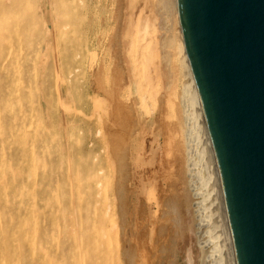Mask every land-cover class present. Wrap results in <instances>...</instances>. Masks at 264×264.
<instances>
[{
  "label": "rangeland",
  "instance_id": "rangeland-1",
  "mask_svg": "<svg viewBox=\"0 0 264 264\" xmlns=\"http://www.w3.org/2000/svg\"><path fill=\"white\" fill-rule=\"evenodd\" d=\"M0 3V264H229L173 1Z\"/></svg>",
  "mask_w": 264,
  "mask_h": 264
},
{
  "label": "water",
  "instance_id": "water-1",
  "mask_svg": "<svg viewBox=\"0 0 264 264\" xmlns=\"http://www.w3.org/2000/svg\"><path fill=\"white\" fill-rule=\"evenodd\" d=\"M238 264H264V0H179Z\"/></svg>",
  "mask_w": 264,
  "mask_h": 264
},
{
  "label": "bare ground",
  "instance_id": "bare-ground-1",
  "mask_svg": "<svg viewBox=\"0 0 264 264\" xmlns=\"http://www.w3.org/2000/svg\"><path fill=\"white\" fill-rule=\"evenodd\" d=\"M4 0H0V2H2ZM80 1V0H79ZM174 4V10H175V19L177 21V32L178 33V36H177V46H176V52H175V55L177 57V61L179 63V67H180V72H181V78H186L185 81H184V92H185V95L187 97V103L190 104V106L192 105V110L190 111L191 113V116L193 117V119L195 120V122H197V128L199 129L198 131V139H201L200 141L203 142L205 144V148H208L209 150V154H210V157H211V161L213 163V171H214V174H215V182L217 184V187H218V198L220 199L219 200V203L217 202V204L220 205L221 209H222V220H223V223H221L224 227L222 228V230L224 231L225 233V241L227 246H228V249H229V264H238V261H237V255H236V250H235V245H234V240H233V234H232V229H231V223H230V218H229V212H228V208H227V203H226V199H225V192H224V186H223V182H222V176H221V171H220V167H219V162H218V158H217V155H216V152H215V149H214V144H213V141H212V137H211V133H210V129H209V126H208V122H207V118H206V115H205V111H204V106H203V102H202V98L200 96V93H199V90H198V87H197V84H196V81H195V78H194V74L192 72V67H191V63H190V58H189V54H188V51L186 49V46H185V41H184V35H183V30H182V23H181V16H180V6H179V0H172ZM37 2V1H36ZM15 4L16 6H14L15 8V12L16 14H14L15 16L17 14H19V12H21L20 10V6H23L24 10L27 11V12H30V10L24 6H29V4L27 3V0H15ZM170 4V3H169ZM171 4V6H172ZM36 5V4H35ZM37 6V5H36ZM70 6V5H69ZM40 7V6H39ZM9 8V7H8ZM22 8V7H21ZM172 8V7H171ZM12 9V7H11ZM37 9V8H36ZM55 10V9H54ZM11 11V10H10ZM7 13H8V9L4 7V4L3 3H0V20L3 18V19H6L7 17ZM43 13V12H42ZM173 13V12H172ZM12 15V14H11ZM173 15V14H172ZM9 17V16H8ZM13 17V15H12ZM8 21V20H7ZM17 21V20H16ZM17 24V22H16ZM176 24V23H175ZM15 25V24H14ZM44 25V24H43ZM68 25V24H67ZM2 24H1V21H0V38H2L1 34L4 32V28L1 27ZM18 27V26H17ZM62 27V26H61ZM60 27V29H61ZM65 27V26H64ZM12 29V28H11ZM6 30V29H5ZM14 32V31H13ZM64 32V31H63ZM73 32V31H72ZM50 33V32H49ZM51 34V33H50ZM19 34H17L18 36ZM7 40V38H6ZM5 40V41H6ZM46 40V39H45ZM9 42V41H8ZM19 43V42H18ZM9 45L11 44L10 42L8 43ZM19 45V44H18ZM17 45V47H19ZM16 47V48H17ZM19 49V48H17ZM10 50V49H9ZM8 51V50H7ZM19 51V50H18ZM20 51H21V47H20ZM19 51V52H20ZM9 53V52H8ZM6 54V60H8L10 58V55L9 54ZM14 53H16L14 51ZM20 54V53H19ZM18 55V53H17ZM39 57V55H38ZM41 67V66H40ZM15 68V67H14ZM38 67H36L35 69H37ZM17 73V72H16ZM15 75V74H14ZM182 76H185V77H182ZM59 77V76H58ZM179 78V77H178ZM40 82V81H39ZM181 82V81H180ZM182 82H183V79H182ZM16 84V83H15ZM38 84V83H37ZM58 84V83H57ZM56 85V84H55ZM183 85V84H182ZM16 87V86H15ZM28 88V87H27ZM174 88V87H173ZM18 89V88H17ZM57 89V87H56ZM182 89V90H183ZM28 90V89H27ZM52 96V95H51ZM44 99V98H43ZM46 100V99H45ZM48 101V100H46ZM47 103V102H46ZM51 103V102H50ZM184 106V104H183ZM32 109V108H31ZM79 113V112H78ZM180 114V113H179ZM181 116V115H180ZM33 118V117H31ZM30 118V119H31ZM182 119V118H181ZM30 122V121H29ZM188 122V121H187ZM53 123V122H52ZM29 124V123H28ZM71 124V123H70ZM30 125V124H29ZM192 125V124H191ZM45 126V125H44ZM47 126V125H46ZM49 126H50V123H49ZM28 127V126H27ZM53 127V126H51ZM195 127V126H194ZM183 128V127H182ZM181 128V129H182ZM48 130V129H47ZM183 130V129H182ZM99 131V130H98ZM34 138V137H33ZM186 138V137H185ZM194 138V137H193ZM184 140V139H183ZM196 141V140H195ZM198 142V141H197ZM201 145V144H200ZM33 145L31 144V147ZM33 149V148H32ZM204 149V148H203ZM197 150V148H196ZM195 151V150H194ZM32 152V151H31ZM78 152V151H77ZM33 153V152H32ZM190 153V152H189ZM193 155V154H192ZM32 156V155H31ZM195 157V156H194ZM35 158V157H34ZM38 158V157H37ZM189 158V157H188ZM193 158V157H191ZM190 159V158H189ZM197 159V158H196ZM200 159V158H199ZM193 160V159H192ZM195 163V162H194ZM199 163V162H198ZM32 165V163H31ZM102 169V168H101ZM191 169V168H190ZM192 170V169H191ZM212 172V171H210ZM68 173V172H67ZM67 175V174H66ZM71 175V174H70ZM78 175V174H77ZM201 175V174H200ZM213 175V173H212ZM69 176V175H68ZM202 176V175H201ZM209 176H211L209 174ZM78 178V177H77ZM201 179V178H200ZM207 179V178H206ZM78 180V179H77ZM109 182V181H108ZM195 182V181H194ZM207 182V180H206ZM204 183V182H203ZM72 184V183H71ZM98 184V182H97ZM106 184V183H105ZM100 185V182L99 184ZM210 185V184H209ZM212 185V184H211ZM70 186V185H69ZM104 186V185H103ZM195 186V185H194ZM204 186V185H203ZM77 187V186H76ZM106 187V186H105ZM192 187V186H191ZM72 188V187H70ZM214 188V187H213ZM206 189V188H205ZM79 191V189H77ZM200 191V189H199ZM202 191V190H201ZM80 192V191H79ZM104 192V191H103ZM204 192V191H203ZM72 193V192H71ZM78 193V192H77ZM98 193V192H97ZM209 193H212L211 191ZM81 194V193H80ZM83 194V193H82ZM81 194V195H82ZM105 194V193H104ZM107 194V193H106ZM105 194V196H106ZM73 195V194H72ZM202 195V194H201ZM210 195V194H209ZM208 195V196H209ZM70 196V195H69ZM74 196V195H73ZM205 196V195H204ZM207 196V195H206ZM19 197V196H18ZM73 198V197H72ZM82 199V197H81ZM106 199V197H105ZM58 200V198H57ZM71 200V199H70ZM104 200V199H103ZM202 200V199H201ZM204 200V199H203ZM73 202V199L71 200ZM107 201V199H106ZM71 202V203H72ZM200 202V201H198ZM107 203V202H106ZM215 203V202H214ZM213 203V204H214ZM74 204V203H73ZM108 205V204H107ZM218 205V206H219ZM109 207V206H108ZM204 207V206H203ZM217 207V206H216ZM78 209V208H77ZM102 209V207H101ZM80 210V209H79ZM78 210V211H79ZM107 210V208H106ZM107 212V211H106ZM105 212V214H107ZM112 214V213H111ZM109 220V219H108ZM212 220V219H211ZM218 220V219H217ZM107 221V220H106ZM110 222V220H109ZM35 223V221H34ZM80 223H81V220H80ZM106 223V222H105ZM79 224V223H78ZM109 224V223H108ZM107 224V225H108ZM111 224V223H110ZM94 225V223H93ZM92 225V226H93ZM202 225V224H201ZM214 225V224H213ZM217 225V224H216ZM81 228V227H80ZM103 228V227H102ZM109 228V227H108ZM111 228V227H110ZM218 228L219 225H218ZM101 229V228H100ZM109 230V229H108ZM219 230V229H218ZM221 231V230H220ZM222 231V232H223ZM98 232V231H96ZM105 232V231H104ZM35 233V232H34ZM93 233V232H92ZM95 233V232H94ZM108 233V232H107ZM74 234V233H73ZM105 234L106 236V233H103ZM35 235V234H34ZM101 235H102V232H101ZM104 236V235H103ZM102 236V237H103ZM35 237V236H34ZM101 237V238H102ZM162 237V236H161ZM221 237V236H220ZM223 237V236H222ZM29 238V237H28ZM77 238V236H76ZM80 240H81V237L79 236ZM96 238V237H95ZM33 241V240H32ZM214 241V240H213ZM224 241V239H223ZM30 244H32V242L30 241ZM81 244V243H79ZM98 244V243H97ZM101 244V243H100ZM99 244V245H100ZM82 245V244H81ZM108 246H110L108 244ZM81 248V246L79 247V249ZM82 250V249H81ZM81 253V251H80ZM47 254V253H46ZM124 254V253H123ZM128 254V253H127ZM48 255V254H47ZM81 256V254H80ZM112 258V257H111ZM124 257L122 256V259ZM79 259V257H78ZM5 258L4 256L1 258V261H4ZM79 261V260H78ZM124 261V260H123ZM19 264V262H18ZM126 264V262H125Z\"/></svg>",
  "mask_w": 264,
  "mask_h": 264
},
{
  "label": "clouds",
  "instance_id": "clouds-1",
  "mask_svg": "<svg viewBox=\"0 0 264 264\" xmlns=\"http://www.w3.org/2000/svg\"><path fill=\"white\" fill-rule=\"evenodd\" d=\"M207 187V185H205ZM205 212V223H210L211 222V209L210 207L204 209Z\"/></svg>",
  "mask_w": 264,
  "mask_h": 264
}]
</instances>
